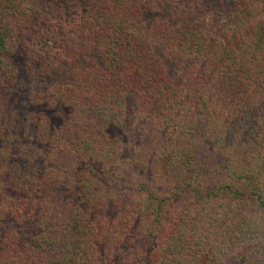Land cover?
Wrapping results in <instances>:
<instances>
[{
    "label": "trees",
    "instance_id": "trees-1",
    "mask_svg": "<svg viewBox=\"0 0 264 264\" xmlns=\"http://www.w3.org/2000/svg\"><path fill=\"white\" fill-rule=\"evenodd\" d=\"M257 2L0 0V264H264Z\"/></svg>",
    "mask_w": 264,
    "mask_h": 264
},
{
    "label": "rangeland",
    "instance_id": "rangeland-1",
    "mask_svg": "<svg viewBox=\"0 0 264 264\" xmlns=\"http://www.w3.org/2000/svg\"><path fill=\"white\" fill-rule=\"evenodd\" d=\"M259 3V2H257ZM258 18H261L264 16V8L262 7V4L259 3L258 4V7H256V10H255ZM175 14H172V10H167L166 12H164L161 16L158 15V20L159 22H171V21H174L173 17H174ZM220 24H224V23H220ZM173 66H171V74H173L174 76V80L176 82V85H177V74L179 76H182L184 70H185V67L180 64V63H177V60H175L174 62H172ZM182 66V67H180ZM38 86V85H37ZM38 88L41 90V91H44V88L43 87H40L38 86ZM134 119H133V124L130 125V127L126 130V134L124 135V138H125V149H126V157L129 156V153H128V148L130 146H132L133 144H138V146L142 144V141H143V137H142V134H141V131H140V120H139V117L138 115L137 116H133ZM155 171V170H154ZM153 171L152 172H149V171H141V172H128L127 176H128V181L125 182V189L128 190L126 191L129 195L135 197V196H138L140 195V183L141 182H145L147 183L150 188H152L154 191H159V190H166V187L164 186L165 184V180L163 178L160 177V175L158 174H155ZM171 180V179H170ZM169 180V181H170ZM111 210H114V214H119V211L117 208L115 207H112ZM106 217L108 219V216H107V212H106Z\"/></svg>",
    "mask_w": 264,
    "mask_h": 264
}]
</instances>
